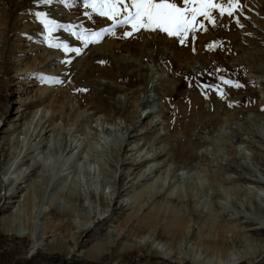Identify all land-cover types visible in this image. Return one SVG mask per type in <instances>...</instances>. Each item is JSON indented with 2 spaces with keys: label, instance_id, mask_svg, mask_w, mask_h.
<instances>
[{
  "label": "rangeland",
  "instance_id": "374dc122",
  "mask_svg": "<svg viewBox=\"0 0 264 264\" xmlns=\"http://www.w3.org/2000/svg\"><path fill=\"white\" fill-rule=\"evenodd\" d=\"M240 5L235 16L243 27L218 13L216 27L198 17L208 31L189 33L181 43V37L160 31L126 37L130 27L113 28L115 22L93 13L85 0H0V214L9 205L17 208L22 226L23 216L33 225L30 236L0 228V264H57L51 258L44 262L42 248L31 251L36 234L45 229L55 230L46 242L57 236L86 251L105 238L137 245L121 250L113 245L97 260L72 253L73 264H197L189 260L197 248L193 243L187 244L186 259L178 261L142 252L139 236L144 242L150 232L137 236L130 224L120 225L121 215L134 220L154 208L173 220L180 212L187 214L184 200L174 198L190 195L205 217L243 229L252 254L238 264H264V184L238 180L236 174L246 166L264 180L262 115L247 111L237 97L215 91L219 86L226 93L220 77L233 67L252 77L264 101V0H240ZM101 29L106 30L101 37L92 35ZM85 39L97 42L85 47ZM64 45L80 53L65 51ZM103 64L111 65L122 81L93 74ZM53 76L63 83L49 82ZM80 89L102 98L103 106L82 103ZM169 94L173 97L167 102ZM194 97L204 108L220 97L219 115L206 122L198 109H187ZM234 110L243 114L228 121L226 113ZM176 117L191 127L184 133L173 130ZM246 124L257 135L247 134ZM186 135L200 145L188 150L197 158L183 165L181 157L169 159L170 145ZM217 171L228 182L214 181ZM56 189L58 199L52 195ZM141 189L150 196L138 203ZM31 190L32 214L26 216L24 195ZM109 198H114L109 205L99 202ZM243 215L254 221L245 223ZM73 221L91 227L72 238ZM253 227L260 231L257 239L249 234ZM50 252L61 253L58 246ZM235 253L232 261L238 259Z\"/></svg>",
  "mask_w": 264,
  "mask_h": 264
},
{
  "label": "bare ground",
  "instance_id": "6f19581e",
  "mask_svg": "<svg viewBox=\"0 0 264 264\" xmlns=\"http://www.w3.org/2000/svg\"><path fill=\"white\" fill-rule=\"evenodd\" d=\"M264 8V7H263ZM188 42V41H187ZM139 47V46H138ZM138 47H135L137 49ZM229 53V52H228ZM230 59H233L230 56ZM171 62H169L170 64ZM236 67V66H235ZM96 71L93 73L100 72L103 76L109 77L113 82L122 79L118 76V74L114 71V68L111 65L103 64V66L99 65L96 66ZM243 71H239L237 68L234 69L233 67H228L225 75V79L238 82L239 84L243 85V87H231L226 85V94L229 97H237L239 100V104L243 107H246L247 111H254L258 114H261L262 122L264 124V101L258 99L257 97V90L253 84L252 77L246 75L243 77ZM252 72L259 74L260 69L257 67H252ZM239 74L241 77L239 78ZM126 85L130 84L129 82H125ZM96 95V94H95ZM170 94L166 97L167 102L171 101ZM221 97V96H220ZM220 97H214L211 102V107L204 108L198 98L194 97L191 102L188 103L186 106L189 110L198 109L201 114V118L205 117L206 122L213 121L218 115L221 110H219V106L221 105ZM80 101L84 104L88 103L90 106L92 105L94 108H99L103 106L104 102L102 98L99 96L93 97V94H90L86 91H82L80 95ZM221 107V106H220ZM235 111V110H234ZM190 112V111H189ZM188 112V113H189ZM227 112V111H226ZM242 113L241 110L231 112V114L226 113V118L229 120H233L235 116H240ZM135 115V112L133 113ZM243 114V113H242ZM188 115V114H187ZM208 121V122H209ZM151 122V121H150ZM171 122L176 123V126L172 127L173 130L175 129H182L183 133L186 132L191 125H184L185 121L182 122L180 117H176ZM231 122V121H230ZM172 125V124H171ZM184 125V126H183ZM244 130L249 135H257L249 126L246 124ZM188 141V143H187ZM227 147L231 153L235 151V148L230 142H226ZM251 143V142H250ZM191 145L193 147H191ZM200 144L193 143L191 138H188L186 135L185 137H181L177 139V145H170L171 155L169 159L176 160L179 157L183 159V165H188L190 159L197 158V155L193 152H188V150H192L194 147H198ZM225 145V143H224ZM254 145V144H252ZM194 153V154H193ZM187 159V160H186ZM173 162V161H172ZM220 167V166H219ZM221 168V167H220ZM235 170V167H234ZM240 172H237V179L249 182H255L257 184L263 183L264 180L257 177L253 170L246 166H242ZM35 174V173H34ZM36 177H39L37 174ZM34 176V177H35ZM212 179L218 183H226L228 182L222 174L217 171L213 172ZM37 180V179H36ZM233 182L230 180V183ZM34 190H31L25 197V207L23 209L24 215H31L32 214V206L31 202L34 199ZM59 190H55L52 195L54 199L59 198ZM119 193V192H117ZM151 193V192H150ZM149 192L146 190L141 189L137 192L136 197L138 199V203H142L143 200L146 199ZM69 199H72L71 196L73 194H68ZM93 196V195H92ZM150 196V195H148ZM183 198L179 199L175 197L178 201L184 200L185 208L187 214L183 212L178 213L173 220H168L169 216L163 210V213L159 211V209H152L149 210L147 214L143 215L138 219L132 220L131 215H121V222L120 225L130 224L131 228L136 230L134 234L141 235L144 233H149V238H147L144 242H142V238L144 236H139L138 244H141V251L142 252H160L166 257H170L175 260L183 261L186 259L184 253L185 249L187 248L188 243H193L197 248L193 249V255L189 256V260L193 263L197 264H238L240 263L242 258L249 257L252 254L251 251V244L246 243L248 241L247 235L244 237V232H242L241 228L236 229L235 225H233L229 220L226 219H209L205 217L203 213L200 212L198 207L194 204V197L193 196H181ZM10 199L12 197H9ZM9 199V200H10ZM24 199V198H23ZM114 198H109L108 200L100 199V203L102 205H109ZM78 200H81L80 198ZM171 200V198H170ZM15 206V205H13ZM156 206V205H155ZM17 207V206H16ZM13 208V207H12ZM9 205H4L2 209V214H0V228L3 231H12V232H21L26 233L28 236L31 235L32 226L27 217H22V220H26V227L25 221H22L23 226L20 224V214L17 211V208L14 210ZM158 208V207H157ZM19 209V207H18ZM64 212V211H63ZM62 212V213H63ZM163 216H166V220L163 227L156 231V224L162 219ZM245 218V223H252L254 218L249 216H242ZM75 225H71L69 228V234L72 238L77 237V234L81 230L89 229L91 227L90 223H78L73 221ZM81 222V221H80ZM161 222V221H160ZM197 224L194 226V224ZM153 225V226H151ZM194 227V228H193ZM250 236L252 238L257 239V234L260 233L255 227L250 228L249 230ZM52 232L54 234L55 230H44L40 234H36L32 244H31V251L33 254H37L38 249L42 248L46 252H40L42 259L44 262H47L48 259H53L57 262V264H73L72 253H79L82 256H86L85 258L90 260H97L103 255L105 252H108L111 249V246L116 245L118 249H125L130 247H135V244H129L128 242H123L118 238H105L104 242L98 243L96 245H92L91 248L86 251L84 249H77L75 246L72 247L68 240L59 238L55 236L49 242H46V236L48 233ZM230 234V235H228ZM244 237V239H242ZM60 248V254L54 256L52 254L51 249ZM238 249L239 253L238 259L232 261V258L235 250ZM239 248L242 250L240 251ZM259 248V247H258ZM189 249V248H188ZM187 249V250H188ZM190 250V249H189ZM261 249L258 250V255L261 253ZM234 252V253H233ZM235 253V254H236ZM257 253V251H256ZM78 264H83L81 260H75ZM85 264H89L84 262Z\"/></svg>",
  "mask_w": 264,
  "mask_h": 264
},
{
  "label": "snow or ice",
  "instance_id": "6c2138e0",
  "mask_svg": "<svg viewBox=\"0 0 264 264\" xmlns=\"http://www.w3.org/2000/svg\"><path fill=\"white\" fill-rule=\"evenodd\" d=\"M43 3H51L52 0H42ZM182 2V6H179ZM85 7H90L93 13L100 17H105L109 21H114L115 27L128 26L131 31L124 32V36H132L134 32L145 31H160L166 33L170 37H181L180 42L184 43V38L189 33H194L198 30L208 31L203 21H207L212 27L217 26V15L223 18L225 15L234 18L238 26L243 27L239 16H235L238 10H242L240 0H225L224 3L218 0H85ZM202 17L203 21L198 20ZM50 25H55V21L49 22ZM50 30L52 28L50 27ZM105 29L100 32L93 33L97 39L101 37ZM96 40L85 39V47L89 43H95ZM215 42L206 47H213ZM61 47V45H55ZM65 51H75L80 53V49H69L64 45ZM195 51V49H193ZM70 63V61H69ZM222 84L231 87H243L238 82H234L224 77H220ZM51 83H63L59 77L53 76L49 78ZM204 87H212L204 85ZM86 91V89H80ZM215 91L223 97L226 93L219 87H215Z\"/></svg>",
  "mask_w": 264,
  "mask_h": 264
}]
</instances>
